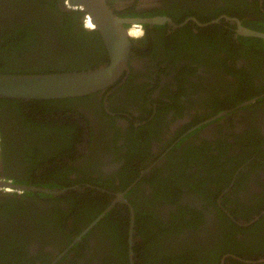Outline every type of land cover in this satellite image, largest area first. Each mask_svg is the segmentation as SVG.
Here are the masks:
<instances>
[{"label":"flooded vegetation","instance_id":"1","mask_svg":"<svg viewBox=\"0 0 264 264\" xmlns=\"http://www.w3.org/2000/svg\"><path fill=\"white\" fill-rule=\"evenodd\" d=\"M76 1L0 0V73L109 64ZM105 3L114 82L0 98V264H264V0Z\"/></svg>","mask_w":264,"mask_h":264},{"label":"water","instance_id":"2","mask_svg":"<svg viewBox=\"0 0 264 264\" xmlns=\"http://www.w3.org/2000/svg\"><path fill=\"white\" fill-rule=\"evenodd\" d=\"M106 36L111 62L94 69L47 73H0V98L51 99L89 94L105 88L127 68L130 40L123 22L105 0H77ZM158 20V19H155ZM247 33L262 34L253 30ZM8 184V182H0ZM24 187V186H21Z\"/></svg>","mask_w":264,"mask_h":264},{"label":"trees","instance_id":"3","mask_svg":"<svg viewBox=\"0 0 264 264\" xmlns=\"http://www.w3.org/2000/svg\"><path fill=\"white\" fill-rule=\"evenodd\" d=\"M29 28H34V27H32V26H28ZM37 34V33H36Z\"/></svg>","mask_w":264,"mask_h":264}]
</instances>
